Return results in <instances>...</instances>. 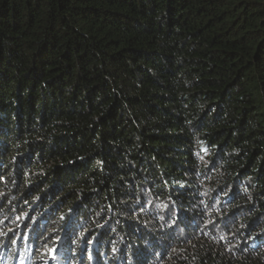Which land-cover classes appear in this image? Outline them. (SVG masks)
Here are the masks:
<instances>
[{
    "label": "trees",
    "instance_id": "16d2710c",
    "mask_svg": "<svg viewBox=\"0 0 264 264\" xmlns=\"http://www.w3.org/2000/svg\"><path fill=\"white\" fill-rule=\"evenodd\" d=\"M0 264H264V0H0Z\"/></svg>",
    "mask_w": 264,
    "mask_h": 264
},
{
    "label": "rangeland",
    "instance_id": "374dc122",
    "mask_svg": "<svg viewBox=\"0 0 264 264\" xmlns=\"http://www.w3.org/2000/svg\"><path fill=\"white\" fill-rule=\"evenodd\" d=\"M56 248V247H55Z\"/></svg>",
    "mask_w": 264,
    "mask_h": 264
}]
</instances>
